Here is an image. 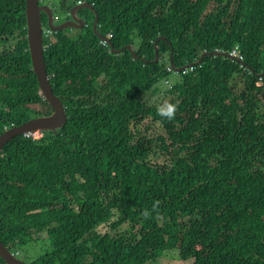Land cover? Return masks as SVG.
Segmentation results:
<instances>
[{"label": "trees", "instance_id": "16d2710c", "mask_svg": "<svg viewBox=\"0 0 264 264\" xmlns=\"http://www.w3.org/2000/svg\"><path fill=\"white\" fill-rule=\"evenodd\" d=\"M79 1L115 49L147 62L102 43L88 9L74 34H47L44 15L47 72L69 119L0 152V240L28 264H148L167 247L191 264H264V0H66L65 10ZM25 12L26 0H0V135L54 112ZM237 49L246 65L213 55ZM172 50L178 67L211 55L176 72ZM168 96L179 104L171 121L156 111ZM104 223L113 231H98Z\"/></svg>", "mask_w": 264, "mask_h": 264}, {"label": "water", "instance_id": "95a60500", "mask_svg": "<svg viewBox=\"0 0 264 264\" xmlns=\"http://www.w3.org/2000/svg\"><path fill=\"white\" fill-rule=\"evenodd\" d=\"M83 9H88L95 15L93 30L97 37L101 40H105L108 45H110L113 52L119 53L124 48L129 49L136 57L141 58L138 54L134 53L133 47L131 45H125L121 48L115 49L113 41L103 36L98 32V23H99V14L94 9L93 4L88 1L83 3H77L71 9V18L70 20H63L61 23H56V18L54 14V9L49 4H40V0H26V28H27V38L29 44V51L31 55L32 68L34 69L37 79L40 85V91L42 92L45 100L49 102L54 108V112L51 115L40 116L38 118L31 119L27 122H24L20 126H12L8 128L6 132L0 135V152L3 151L4 146L13 140L15 137L20 135H25L33 132H57L59 129L63 128L67 123L69 117L67 115V109L62 101V99L55 94L54 85L51 81V76L47 72L46 62L44 58V44H43V35H44V25L42 21V14L47 15V24L48 27H51L55 31H60L63 29H78L81 30L86 26L85 19L79 15V12ZM69 12V13H70ZM165 40L164 37H160L155 42V62L159 60L158 52V42ZM211 55L210 53H204L202 58L195 63H189L187 65L178 67L174 62V51L170 55V64L172 69L176 72L186 71L190 68L195 67L196 65L200 66L203 63V59L206 56ZM215 57L230 58L241 62L243 65H246L245 61L241 58L235 57L229 53L215 52L213 53ZM142 60L144 58H141ZM147 62V59H144ZM260 78L264 77L263 74H258ZM0 256L7 264H28L24 260L17 257L5 244L0 240Z\"/></svg>", "mask_w": 264, "mask_h": 264}, {"label": "rangeland", "instance_id": "374dc122", "mask_svg": "<svg viewBox=\"0 0 264 264\" xmlns=\"http://www.w3.org/2000/svg\"><path fill=\"white\" fill-rule=\"evenodd\" d=\"M40 2H44L45 4L52 3V5H55V7H56V5H58V8L60 7V0H40ZM59 12L62 15L65 14L60 9H59ZM45 29L46 28H44V30ZM67 31L69 33H71V34H74V30H72V29L67 28ZM155 58H156V56H155ZM164 85H167V84H164ZM243 86H244V82L242 81V83L240 82L237 91L239 92L240 89L243 88ZM170 97L171 96H168V99H167L168 101H170ZM158 98L159 97L156 96L154 98V100H160ZM263 112H264V109H263ZM156 128H157V130H156L157 131V135L165 133V130H164L163 125L161 124V122L157 124ZM126 227H127V223L123 224L122 227L119 229V231L123 230ZM98 231H102V232H104V231H113V228L111 226V223H104V224H101L98 227ZM178 253H179V251L174 249L173 247H167V248H165V253L163 255H161V257L157 261H154V262H151V263H148V264H191V262H192L191 260H187V261L182 260ZM29 256L31 257V259H34L35 256H37V255H35L34 253L31 252V253H29Z\"/></svg>", "mask_w": 264, "mask_h": 264}, {"label": "clouds", "instance_id": "9594fccd", "mask_svg": "<svg viewBox=\"0 0 264 264\" xmlns=\"http://www.w3.org/2000/svg\"><path fill=\"white\" fill-rule=\"evenodd\" d=\"M84 1H79L78 3H83ZM77 4V3H76ZM52 7V5H51ZM69 11V10H68ZM54 13H55V10H54ZM61 14V13H60ZM56 15V13H55ZM56 18V16H55ZM45 28V27H44ZM51 28V27H49ZM52 29V28H51ZM54 30V29H53ZM55 31V30H54ZM104 36V35H103ZM106 38H108L109 40H111L112 38H109L108 35L106 36ZM102 43L104 44H108L105 40H101ZM105 41V42H103ZM217 52H222V51H217ZM234 52H237L238 53V49L235 50ZM234 52L233 53H229L231 55H234ZM206 53V52H205ZM223 53H226V52H223ZM235 56V55H234ZM235 57H238V58H241L243 59L239 53H238V56H235ZM236 61V60H235ZM194 68V67H193ZM189 70V69H188ZM41 95L43 96L42 92H41ZM44 97V96H43ZM45 99V98H44ZM178 109H179V104L178 103H173V102H169L168 100H164L162 103L158 104L156 106V111L158 113V115H160L162 118H165L169 121L175 119L176 117V114L178 112ZM7 130V129H6ZM31 137H33L34 140H38V139H41L43 137V131L42 132H33V133H28ZM27 134H25L26 136ZM29 136V137H30ZM28 137V136H27ZM159 205V202H155L154 205H153V209L155 210ZM146 215L150 216L151 213L148 212L146 213ZM14 253V252H13ZM6 263V262H5ZM7 264V263H6Z\"/></svg>", "mask_w": 264, "mask_h": 264}, {"label": "flooded vegetation", "instance_id": "af4514ba", "mask_svg": "<svg viewBox=\"0 0 264 264\" xmlns=\"http://www.w3.org/2000/svg\"><path fill=\"white\" fill-rule=\"evenodd\" d=\"M65 3H66V0H60V7L59 8H58V5H56V7H55V5H52V3H49V5H52V8L55 10V13H56V15H55L56 16V23H58V24L61 23L63 20L67 21V20H70V18H71V12L70 11L74 7V5H72V7L69 9V11L68 10L66 11L65 10V5H64ZM40 4H45V3L44 2H40ZM59 9L61 11L64 10L65 11L64 12L65 14L64 15L60 14ZM44 15H46V14H44V13L42 14L43 25H44ZM79 15L84 18V15H83L82 10L79 12ZM46 18H47V15H46ZM86 21L87 20L85 19V22Z\"/></svg>", "mask_w": 264, "mask_h": 264}, {"label": "built area", "instance_id": "2783aa9c", "mask_svg": "<svg viewBox=\"0 0 264 264\" xmlns=\"http://www.w3.org/2000/svg\"><path fill=\"white\" fill-rule=\"evenodd\" d=\"M51 33H53V29H51V28L47 29V34H51ZM108 37H109V38H112V35L109 34ZM103 42H105V41H103ZM234 55H235V56H238V53H237V52H234ZM26 136L29 137L30 135L27 134Z\"/></svg>", "mask_w": 264, "mask_h": 264}]
</instances>
